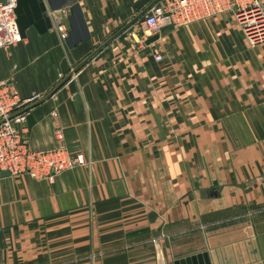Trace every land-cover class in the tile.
<instances>
[{"label":"crops","instance_id":"1","mask_svg":"<svg viewBox=\"0 0 264 264\" xmlns=\"http://www.w3.org/2000/svg\"><path fill=\"white\" fill-rule=\"evenodd\" d=\"M77 1L90 36L75 46L53 19L0 48V79L22 98L45 97L154 2ZM142 17L27 110L32 125L15 122L35 149L62 129L91 163L52 181L0 170V264H175L203 251L264 264V42L224 12L141 47Z\"/></svg>","mask_w":264,"mask_h":264},{"label":"built area","instance_id":"2","mask_svg":"<svg viewBox=\"0 0 264 264\" xmlns=\"http://www.w3.org/2000/svg\"><path fill=\"white\" fill-rule=\"evenodd\" d=\"M17 0L0 1V48L16 44L24 39L17 22ZM224 12H232L242 26L251 46L264 42V0H159L143 15L141 30L133 36L137 44L144 47L147 39L159 34L169 25H182ZM66 8L52 11L55 28L62 39L69 35V25L63 19ZM157 60L162 54L154 52ZM41 98L34 93L22 98L9 79H0V170L10 174L28 173L43 180H54L59 174L91 160L82 151L74 152L65 142L62 129L56 131L58 143L50 148H32L24 135L27 127V111L15 114ZM56 114V111H54ZM20 122L22 129L16 127Z\"/></svg>","mask_w":264,"mask_h":264},{"label":"water","instance_id":"3","mask_svg":"<svg viewBox=\"0 0 264 264\" xmlns=\"http://www.w3.org/2000/svg\"><path fill=\"white\" fill-rule=\"evenodd\" d=\"M5 1V0H0ZM159 0H154V2L145 8L143 11L139 12L132 18L129 22H127L120 30L115 32L111 37H109L104 43L99 45L96 49L90 52L77 66H75L69 74L65 76V78L57 85V87L48 93L45 97L40 100L31 103L27 107L22 110L15 112V114L24 112L29 110L32 106L41 102L45 98L52 95L55 90L63 84L66 80H68L74 72H76L86 61H88L91 57H93L101 48H103L108 42H110L113 38H115L119 33L128 28L131 24L138 21L149 9L150 7L158 2ZM68 4L70 7V29L69 35L67 37L68 43L71 46H75L81 39L88 38L90 36V31L86 24L84 14L82 8L77 0H63L62 2H55L54 0H17L16 6V14H17V22L19 24L20 30L23 36H26V29L30 25H34L40 32H45L49 28L53 26V14H50L53 10L62 7L63 5ZM159 38V34H155L147 39V43L153 42ZM77 105L81 104V100L79 98V94H76L74 97ZM81 106V105H80ZM27 120L29 125H32L34 122L33 115L31 113L27 114ZM10 172L8 170H2L1 175H9ZM175 264H211L209 253L206 251L198 252L186 257H182L176 259Z\"/></svg>","mask_w":264,"mask_h":264}]
</instances>
